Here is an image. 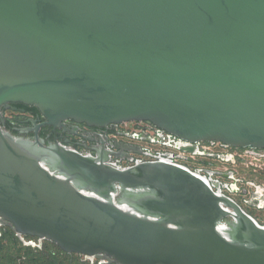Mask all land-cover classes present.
<instances>
[{
	"label": "water",
	"instance_id": "95a60500",
	"mask_svg": "<svg viewBox=\"0 0 264 264\" xmlns=\"http://www.w3.org/2000/svg\"><path fill=\"white\" fill-rule=\"evenodd\" d=\"M11 103L264 149V0H0V224L108 263L264 264V225L220 182L38 147L3 129Z\"/></svg>",
	"mask_w": 264,
	"mask_h": 264
},
{
	"label": "flooded vegetation",
	"instance_id": "af4514ba",
	"mask_svg": "<svg viewBox=\"0 0 264 264\" xmlns=\"http://www.w3.org/2000/svg\"><path fill=\"white\" fill-rule=\"evenodd\" d=\"M3 116L5 119L2 124L3 129L17 139L37 144L38 147L41 145L45 147L61 145L87 157L108 156L111 164L122 168L133 166L139 160L150 161L149 158L152 156L147 155V153H150L149 148H156L159 143L171 145L172 147H189L184 145L185 143L179 137L172 136L146 121L113 123L97 127L74 120H66L60 126H55L48 123V119L39 108L22 103H11L9 108L3 109ZM153 129L156 136H152ZM201 143L203 142L196 145L199 151H202L200 148ZM204 143H213V141H204ZM222 145L225 146L221 144L220 148ZM230 148H232V151L244 150V148L233 146H230ZM202 152L208 153L206 151ZM156 153L161 155L160 158L164 157V153L160 151ZM223 157L225 159L230 158V156ZM215 172L213 180L220 182L224 194L236 200L248 214L264 225V173H260L262 178H259L256 174V177H247V181L244 180L239 183L241 179L236 178L237 176L232 170L216 169ZM1 227H4L3 231H1ZM5 235H14L20 239L25 247H30L36 252L43 250L46 246L43 245V241L48 242L37 237L19 236L11 226L0 224V238ZM27 238L38 239L40 243L28 242L25 240ZM69 255L72 256L74 262V254ZM82 256L87 259H82L81 264H96L87 262L90 258L85 255ZM16 257L19 262L25 259L23 255H17ZM97 264H108V261L99 259Z\"/></svg>",
	"mask_w": 264,
	"mask_h": 264
},
{
	"label": "built area",
	"instance_id": "2783aa9c",
	"mask_svg": "<svg viewBox=\"0 0 264 264\" xmlns=\"http://www.w3.org/2000/svg\"><path fill=\"white\" fill-rule=\"evenodd\" d=\"M152 136H156L154 129ZM179 139L185 143L184 145H194L196 148L195 152L186 150V148H183L184 146L172 147L171 145L159 143L157 144L156 148H149L151 154L147 153V155L153 157H151L152 159L149 158L150 161L165 160L170 163L184 166L210 182L215 181L213 180V176L216 173V169L227 171L232 170L236 174V178L241 179L239 183L243 182L244 180L247 181V177L245 175H240L239 169L241 168L245 169L246 171L254 169L256 172L255 174L264 171V149H244L243 151H232V148L225 144V146L222 145L220 148V145L223 144L222 142L213 141V143L206 144L204 141H201L203 143H201L202 145L200 148L202 151L208 152L206 154L197 149L196 145L200 142L192 144L191 142L185 141L181 138ZM157 151L164 153V157L160 158L161 155L157 154ZM223 156H230V158L225 159ZM143 162L144 161L139 160L136 162V164ZM215 190L217 191V188H215ZM220 191L225 193L223 188H221Z\"/></svg>",
	"mask_w": 264,
	"mask_h": 264
},
{
	"label": "trees",
	"instance_id": "16d2710c",
	"mask_svg": "<svg viewBox=\"0 0 264 264\" xmlns=\"http://www.w3.org/2000/svg\"><path fill=\"white\" fill-rule=\"evenodd\" d=\"M17 255H23L24 261L19 262ZM0 264H75L72 256L61 250L55 243L46 242L41 251L25 247L14 235L0 238ZM109 264V263H108ZM116 264V263H113Z\"/></svg>",
	"mask_w": 264,
	"mask_h": 264
},
{
	"label": "rangeland",
	"instance_id": "374dc122",
	"mask_svg": "<svg viewBox=\"0 0 264 264\" xmlns=\"http://www.w3.org/2000/svg\"><path fill=\"white\" fill-rule=\"evenodd\" d=\"M239 172H240V175H245L248 178H254V177H256V174H255L256 172H255L254 169H251V170L246 171L245 169L241 168V169H239ZM261 173H264V171H262ZM257 175H258L259 178H262L260 173H257ZM261 220L263 221V219H261ZM3 229H4V227H1V231H3ZM25 240L28 241V242L35 243V244H39L40 243V241L38 239H34V238L33 239L27 238ZM43 245L44 246L46 245V241H43ZM73 259L75 260L74 261L75 264H81L82 259H87V258H85L82 255L74 254L73 255ZM97 261H99V259H91L90 258L89 260H87V262H92V263H96V264H97Z\"/></svg>",
	"mask_w": 264,
	"mask_h": 264
}]
</instances>
